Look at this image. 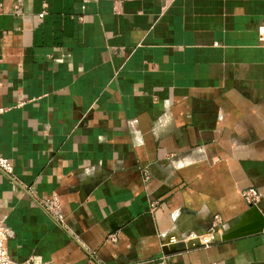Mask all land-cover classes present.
Returning a JSON list of instances; mask_svg holds the SVG:
<instances>
[{
    "label": "crops",
    "instance_id": "1",
    "mask_svg": "<svg viewBox=\"0 0 264 264\" xmlns=\"http://www.w3.org/2000/svg\"><path fill=\"white\" fill-rule=\"evenodd\" d=\"M0 106L15 261L264 264V0H0Z\"/></svg>",
    "mask_w": 264,
    "mask_h": 264
},
{
    "label": "built area",
    "instance_id": "2",
    "mask_svg": "<svg viewBox=\"0 0 264 264\" xmlns=\"http://www.w3.org/2000/svg\"><path fill=\"white\" fill-rule=\"evenodd\" d=\"M17 11H15L16 13ZM39 16H42L40 14ZM23 102H17V105H22ZM7 108L0 106V114ZM0 170L4 173L11 175L12 164L6 158L0 156ZM241 196L248 207H256L259 201V194L254 187H249L241 192ZM48 209H53L56 206L55 199L45 202ZM222 220L218 215L213 216L211 224L205 229H195L192 231L181 232L177 228H173L165 233L161 238V247L173 248H190L194 246H208L216 242L223 235ZM10 235V230L6 226L0 224V264H39L32 258L22 262H17L12 259L4 250L3 242ZM113 235L109 236L110 241H114ZM60 264V263H54Z\"/></svg>",
    "mask_w": 264,
    "mask_h": 264
},
{
    "label": "water",
    "instance_id": "3",
    "mask_svg": "<svg viewBox=\"0 0 264 264\" xmlns=\"http://www.w3.org/2000/svg\"><path fill=\"white\" fill-rule=\"evenodd\" d=\"M263 222V221H262ZM257 227V228H256ZM264 227V222L259 225V226H255L254 228H248V232H244V233H252V232H258L260 231L262 228ZM231 237V234H224L222 235L219 240H217L216 242H219V241H224V240H227ZM198 246H194V247H190V248H196ZM187 248H173V247H162V253L164 255H170V254H173V253H177V252H180V251H183Z\"/></svg>",
    "mask_w": 264,
    "mask_h": 264
}]
</instances>
